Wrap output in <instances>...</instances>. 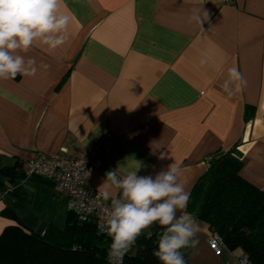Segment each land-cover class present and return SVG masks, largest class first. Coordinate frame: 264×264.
I'll return each mask as SVG.
<instances>
[{
    "label": "crops",
    "instance_id": "0c3cea01",
    "mask_svg": "<svg viewBox=\"0 0 264 264\" xmlns=\"http://www.w3.org/2000/svg\"><path fill=\"white\" fill-rule=\"evenodd\" d=\"M197 8L210 14L204 30L189 23ZM61 11L72 18L70 42L26 54L47 70L0 80V169L37 155L95 156L85 186L98 192L110 169L123 176L140 165L137 175L155 176L175 162L191 192L207 157L235 148L241 177L264 192V0H64ZM233 65L246 85L228 96L220 84ZM2 182L0 234L16 225L6 209L39 236L64 230L69 200L50 179H25L19 168ZM197 224L188 264L238 263L240 249L216 256L213 233Z\"/></svg>",
    "mask_w": 264,
    "mask_h": 264
},
{
    "label": "clouds",
    "instance_id": "9594fccd",
    "mask_svg": "<svg viewBox=\"0 0 264 264\" xmlns=\"http://www.w3.org/2000/svg\"><path fill=\"white\" fill-rule=\"evenodd\" d=\"M64 0H0V80L33 77L48 64L39 65L35 57L26 56L32 49L53 55L71 40V17L61 11ZM189 23L204 30L210 21L207 10L193 9ZM205 60L200 61L203 66ZM246 81L236 66L225 70L220 88L228 96L243 89ZM166 158L161 153L160 159ZM137 167L123 176L117 169L105 173L99 197L109 207L104 217L106 234L111 237L107 249L109 264H123L137 238L154 224L158 247L153 252L160 264H186L183 249L198 244L199 227L194 213L187 211L190 191L183 179L184 169L173 162L155 176H139ZM89 174V173H88ZM153 233L147 232V238Z\"/></svg>",
    "mask_w": 264,
    "mask_h": 264
},
{
    "label": "trees",
    "instance_id": "16d2710c",
    "mask_svg": "<svg viewBox=\"0 0 264 264\" xmlns=\"http://www.w3.org/2000/svg\"><path fill=\"white\" fill-rule=\"evenodd\" d=\"M252 117V109H247L246 118ZM206 162V172L190 192L187 211L205 223L227 249H240L250 264H264V192L241 177L243 162L235 148L217 151ZM18 165L21 169L18 163L0 169V193L5 189L2 177L12 180ZM1 216L16 225L0 234V264H109L106 256L109 240L97 233L93 221L79 222L71 211L64 230L50 226L42 236L28 231L9 209ZM162 230L157 224L145 230L123 264H160L153 252ZM148 231L153 233L151 238H147ZM182 251L186 261L190 248Z\"/></svg>",
    "mask_w": 264,
    "mask_h": 264
},
{
    "label": "built area",
    "instance_id": "2783aa9c",
    "mask_svg": "<svg viewBox=\"0 0 264 264\" xmlns=\"http://www.w3.org/2000/svg\"><path fill=\"white\" fill-rule=\"evenodd\" d=\"M109 135L101 138L94 146L98 153L109 145ZM98 161L95 156L85 161L67 160L59 156L37 155L34 159L21 163V172L25 179L34 174L50 179L54 184V191L58 195H66L69 200V211L73 212L77 220L82 223L93 221L98 234L104 236L111 243L104 228V217L109 207L108 203L99 197V192L86 188L88 173L95 169ZM209 248L216 256H220L225 248L217 235L208 240ZM237 264H250L246 255H242Z\"/></svg>",
    "mask_w": 264,
    "mask_h": 264
}]
</instances>
